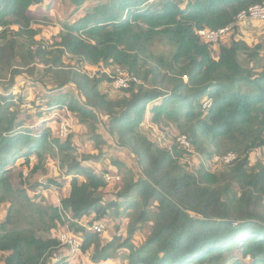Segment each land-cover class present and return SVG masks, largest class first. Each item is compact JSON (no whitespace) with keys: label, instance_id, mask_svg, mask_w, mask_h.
<instances>
[{"label":"trees","instance_id":"16d2710c","mask_svg":"<svg viewBox=\"0 0 264 264\" xmlns=\"http://www.w3.org/2000/svg\"><path fill=\"white\" fill-rule=\"evenodd\" d=\"M91 1L0 0V264H49L58 232L73 227L83 234L81 250L93 246V264L115 259L123 247L126 264H224L233 251L240 257L229 264H264V162H250L254 151L264 152V67L244 66L241 55L256 58L260 45L251 50L235 38L237 14L264 0H95L87 7ZM57 2L70 4L76 18L43 38L31 8ZM226 26L228 45L204 42L196 32ZM159 40L170 46L168 54L152 51ZM83 63L122 67L139 82L111 99L100 89L109 76L88 74L79 69ZM21 73L43 86L31 109L18 108L14 95L1 91L8 74L12 84ZM25 101L21 95L19 103ZM55 104L78 125L101 122L115 144L134 155L138 177L131 170L129 177L109 168L96 172L79 161L71 126L65 136L58 133ZM166 122L199 153L213 159L234 152L235 158L216 160L222 165L216 172L203 164L191 169L181 162L191 150L177 138L162 146L143 131ZM46 153L58 159L62 178L37 180L46 171ZM21 159L17 185L11 167ZM106 172L119 179L105 180ZM63 182L57 206L53 190L61 191ZM109 182L116 184L111 196ZM39 186L51 190L37 202ZM120 215L132 226L151 227L137 249L118 234L100 245L101 232L89 228H105Z\"/></svg>","mask_w":264,"mask_h":264},{"label":"rangeland","instance_id":"374dc122","mask_svg":"<svg viewBox=\"0 0 264 264\" xmlns=\"http://www.w3.org/2000/svg\"><path fill=\"white\" fill-rule=\"evenodd\" d=\"M95 0L91 1L90 3H87V7L91 4L94 5ZM46 6V5H45ZM44 5L37 6L32 8V15L35 18V21L37 22L34 26L38 28L39 30V36L43 38L51 37L53 31H55V28L58 29L62 23L64 22H70L71 20H74L76 18L75 13L73 12V7L64 2H57L50 8L48 6L45 7ZM79 10H82L80 8ZM239 24V34L235 36L237 40H244L247 45L252 49L256 47V45H260L259 49H256V58L254 59H248L247 54L241 55V60L243 62L244 66H247L250 69H253L254 71H261L264 67V21L263 20H244L242 22H238ZM230 32L227 33L225 36H223L220 39L221 44L228 45L230 40ZM152 51L155 53L164 52L168 54V51L170 50V46L163 40L156 41L152 47ZM215 54H217L218 46H215ZM116 67H105V68H98L96 66H92L87 63H83L80 65L79 69L94 75L97 72L100 73H112ZM10 75L8 74V80L5 82H2L1 85V91L7 94H13L15 98V104L19 105L18 108H24V109H31V99H38L39 94L41 91H43V86L40 85V83L33 79L23 76L21 73L20 76L15 78L14 83L9 84ZM186 80V79H184ZM111 85L109 83H103L100 87L101 91L108 94L109 97L112 99L120 96L122 93L119 89H114V93L110 91ZM67 90V89H66ZM66 92V91H64ZM21 95H24L26 97V101L24 103H19V97ZM211 102L209 100H205L203 102V106L209 107ZM48 106H43L42 109L47 108ZM59 107L55 104L52 106L53 110H57ZM62 110V111H61ZM34 111V110H33ZM33 114L32 118L33 120L38 116L35 112H31ZM62 113L67 114L70 119H68V123L71 125V131L74 134L73 140H75L76 144H78V148L76 150V157L81 160L84 165L86 164H92L99 169L100 166L109 168L110 170H113V172H117L119 170H122L125 172V176L129 177V170L133 172V177L137 178L138 168H135L136 166V159L134 155H132L130 152L126 151L124 148H117L118 146L115 144L114 140L110 137L108 134L106 128L102 127L101 122L100 123H94V127L92 128L91 125L88 123H82L80 125L76 124V121L74 120V116L66 109V108H60L58 109L54 114L56 117H63L61 116ZM65 121V120H62ZM61 121V122H62ZM29 122V120H28ZM60 122V123H61ZM59 123V124H60ZM165 125L160 127H157L156 125H150V126H144L143 131L148 134L150 138H152L154 141L158 142L162 146H169L174 138H177L179 135H182L178 132L176 125L173 122H166ZM30 125L32 126V122H30ZM69 129V128H68ZM67 129V131H68ZM117 146V147H115ZM209 149L214 150V145L209 144ZM194 146V148L189 146L190 153L185 154L181 158V162H186L188 166L193 169L197 170L199 169V166L203 164L205 168L208 171L216 172L222 169V165L218 163H214V158H210L206 155H203L202 153H199ZM188 150V149H187ZM26 149H22V152H25ZM54 151H56L54 149ZM83 154H86L87 156H90L89 159L83 160L82 156ZM226 154H229V156H234V152H228ZM30 160H33V157H30ZM264 162V152L261 153L259 150L254 151L251 154L250 162ZM17 162L12 169V176L15 177L14 183L17 185L18 182V165L22 166L23 159H21V163ZM44 165L47 166L46 171L43 175L37 176V180L43 181L45 177L50 176L53 178H62V171L59 170L58 167V159L56 157H49L48 153L45 154L43 158ZM115 163H120L122 166L114 165ZM27 170L25 167L23 168L22 174L26 176ZM11 176V175H10ZM8 177L9 180L13 179L11 177ZM31 180V179H30ZM64 185L61 188V191H54L53 196L56 197L57 206L58 201L61 193L65 192V187L67 185L66 182H63ZM115 182H109L108 188L105 190V193L108 196H111L114 193L115 189ZM27 185H24V188H26ZM15 188H17L15 186ZM52 188V187H50ZM51 189L44 188V186H39L36 188V196L38 198H35L37 202L41 200L42 197H46L47 191H50ZM10 198V196H8ZM34 197V196H33ZM21 202V201H20ZM46 202V199L43 200V203ZM16 207V205L14 206ZM1 219V216H0ZM69 219V217H68ZM120 222V223H119ZM66 226L69 225V222L65 221ZM81 226L84 225L85 228L88 224L81 223ZM116 227H118V231H116ZM150 226L148 223L141 224L138 223L136 225H131L128 218H124L123 215H120L119 218H113L112 223L106 224L104 230L99 233V242L100 245H104L108 241H110L115 234H118L120 237H122L121 241L128 239L129 244H131L133 249H137L141 244L144 243L146 239V235L150 230ZM66 229V228H65ZM67 230V229H66ZM69 233L81 243L83 234L76 230V228H70L68 229ZM67 230V231H68ZM53 234L49 232H41V236L46 238ZM57 234H55L56 236ZM120 242H118L119 244ZM117 245V244H116ZM93 246H90V248L86 251L81 250L80 253L73 252L70 248L64 247L63 245H59L58 249L51 254V256L48 258L49 264L55 263V261L59 259H64L66 261L73 260V264H93V260L91 259V253ZM119 252L116 254L115 259L111 257L112 263L110 264H126L125 255L128 254L129 250L125 249L123 247L122 249L118 250ZM239 254L236 251H233L230 255L227 261H225L224 264H229L231 260H235L239 258ZM101 260L99 264L102 263ZM116 262V263H115Z\"/></svg>","mask_w":264,"mask_h":264},{"label":"built area","instance_id":"2783aa9c","mask_svg":"<svg viewBox=\"0 0 264 264\" xmlns=\"http://www.w3.org/2000/svg\"><path fill=\"white\" fill-rule=\"evenodd\" d=\"M237 22H242L244 20H263L264 21V6L261 4H256L250 6L247 10L240 12L236 16ZM231 26H226L218 29H199L197 30V34L199 38L204 42L216 43L219 39L225 36ZM104 73V72H103ZM109 76L110 81L109 84L114 89H125L128 88L131 84H137L139 82L138 78L133 74L129 73L126 69L122 67H116L114 71L110 74L106 72ZM184 79H187L185 76ZM205 107V106H203ZM68 120L62 121L59 124L58 133L60 136H65L67 133V129L71 126ZM177 141L179 142L180 146L184 148H189L190 143L185 135H179L177 137ZM235 158L234 156H229V154L224 155L222 158L216 156L214 161H218L222 159L225 163L231 162ZM104 179L107 181H117L119 179L118 175L112 174H105ZM91 230L96 232H102L104 229V225L102 223L93 224L89 227ZM67 229V228H66ZM66 229L58 232V240L60 245L64 247L70 248L75 253L81 252L80 242L75 238V236L69 233V230ZM112 263L110 258L102 261L101 264H110ZM116 263V262H115ZM99 264V263H98ZM118 264V263H117Z\"/></svg>","mask_w":264,"mask_h":264},{"label":"crops","instance_id":"0c3cea01","mask_svg":"<svg viewBox=\"0 0 264 264\" xmlns=\"http://www.w3.org/2000/svg\"><path fill=\"white\" fill-rule=\"evenodd\" d=\"M32 8H34V7H32ZM32 8H31V15H32ZM32 16H33V15H32ZM33 17H34V16H33ZM93 66H94V65H93ZM96 67H97V66H96ZM98 68H99V67H98ZM107 83H109V82H107ZM43 91H44V90H43ZM110 91H111L112 93H114V88L111 87V88H110ZM108 97H109V96H108ZM109 98H111V97H109ZM111 99H112V98H111ZM61 116H63V115H61ZM61 118H62L61 121H62V120H68V119H70V117H68V118L61 117ZM61 121H60V122H61ZM115 147H117V146H115ZM117 148H120V147H117ZM93 166H94V165H93ZM95 167H96V166H95ZM96 169H97V167H96ZM101 169H105V167L100 166L99 169L96 170V172H97V171H100ZM104 174H107V172L104 173ZM104 174H103V175H104ZM103 177H104V176H103Z\"/></svg>","mask_w":264,"mask_h":264}]
</instances>
